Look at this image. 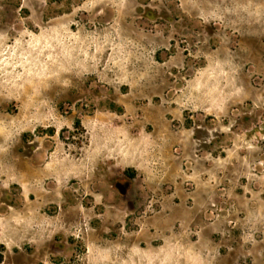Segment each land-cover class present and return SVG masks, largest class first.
Instances as JSON below:
<instances>
[{"label":"rangeland","instance_id":"obj_1","mask_svg":"<svg viewBox=\"0 0 264 264\" xmlns=\"http://www.w3.org/2000/svg\"><path fill=\"white\" fill-rule=\"evenodd\" d=\"M0 264H264V0H0Z\"/></svg>","mask_w":264,"mask_h":264}]
</instances>
